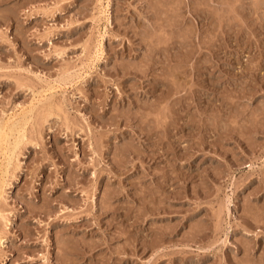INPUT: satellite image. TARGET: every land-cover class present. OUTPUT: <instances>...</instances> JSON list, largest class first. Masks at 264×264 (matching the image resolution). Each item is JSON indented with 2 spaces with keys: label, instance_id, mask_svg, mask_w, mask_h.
I'll return each mask as SVG.
<instances>
[{
  "label": "rangeland",
  "instance_id": "1",
  "mask_svg": "<svg viewBox=\"0 0 264 264\" xmlns=\"http://www.w3.org/2000/svg\"><path fill=\"white\" fill-rule=\"evenodd\" d=\"M32 104L0 264H264V0H0V121Z\"/></svg>",
  "mask_w": 264,
  "mask_h": 264
},
{
  "label": "bare ground",
  "instance_id": "2",
  "mask_svg": "<svg viewBox=\"0 0 264 264\" xmlns=\"http://www.w3.org/2000/svg\"><path fill=\"white\" fill-rule=\"evenodd\" d=\"M106 8V7H105ZM102 12V11H101ZM104 13V10H103V12H102V14ZM105 13H106V11H105ZM108 19V18H107ZM99 53V52H98ZM47 82H48V80H46ZM47 82L46 83H44V84H47ZM49 83V82H48ZM51 85V84H50ZM48 87H50L49 85H47ZM52 86V85H51ZM46 89H47V87H45ZM54 88V87H53ZM50 89H51V87H50ZM49 89V90H50ZM43 90H45V89H43ZM51 90H53V89H51ZM44 92V91H43ZM51 93H52V91H51ZM54 93L55 92H53V95H54ZM50 94V93H49ZM46 95V94H45ZM47 96H51V94L50 95H47ZM47 96H45V98L47 97ZM48 98V97H47ZM52 98H53V96H52ZM51 98V99H52ZM50 99V100H51ZM35 100V99H34ZM53 100V99H52ZM39 101L37 100V103H38ZM46 101H44V103H45ZM40 103V102H39ZM38 103V104H39ZM55 103V102H54ZM30 104V103H29ZM40 104H42V103H40ZM52 104V103H51ZM46 105H47V103H46ZM36 106H37V104H36ZM35 106V104H32L28 109H24L25 111L23 112H21V111H19V113L21 112L22 114H16V113H18V112H15V114H13V115H11V116H9L7 119H6V117L4 118L5 120H3V121H0V147H1V144L3 143V142H6L7 140H6V138L11 134V133H13V132H15L17 135H19V133L23 130V129H25V128H23V126H25L24 124L25 123H27L26 121H28L29 119V114L31 115V114H33V113H35L34 111L36 110V107ZM38 107H40V106H38ZM43 107V106H42ZM50 107V106H49ZM52 107V106H51ZM41 108V107H40ZM46 108L47 107H45V110H46ZM38 109L39 108H37V111H38ZM57 109H59V108H57ZM42 110H44V109H41V111L40 112H42ZM37 114V113H36ZM39 114V113H38ZM41 114V113H40ZM45 116H46V114H45ZM31 117H32V115H31ZM33 117H35V115L33 116ZM32 119V118H31ZM45 119V118H44ZM65 119H67V118H65ZM43 120V119H42ZM30 126V125H29ZM36 127H37V125H36ZM39 128V127H38ZM14 134V133H13ZM12 135V134H11ZM10 135V136H11ZM21 135H24V133H21ZM21 135H19V138L21 137H25V135H26V133H25V135L24 136H21ZM32 135V134H31ZM16 136V135H15ZM12 138H15L14 137V135L12 136ZM10 139V138H9ZM11 140V139H10ZM18 140H21V141H23L22 139H18ZM30 140V139H29ZM33 140V139H32ZM20 141V142H21ZM9 143V142H8ZM13 143V142H12ZM14 143H16V142H14ZM14 143H13V145H14ZM5 144V143H4ZM17 145H18V143H16ZM15 144V146L17 147V145ZM12 144H10V148H11V146H13ZM15 146H14V148H15ZM19 146V145H18ZM6 147H8V145H6ZM1 148H3V147H1ZM1 148H0V150H1ZM14 148H13V151H15L14 150ZM7 149H9V148H7ZM3 150H5L6 151V149L5 148H3ZM11 151H12V149H11ZM11 151H9V153L11 152ZM1 153H2V151H0ZM7 152V151H6ZM5 152V153H6ZM4 153V152H3ZM2 153V154H3ZM4 153V154H5ZM1 154V155H2ZM11 154V153H10ZM9 154V155H10ZM13 154H14V156H15V154H16V152L14 153L13 152ZM13 154H11V155H13ZM9 155L7 154V155H5V156H8L9 157ZM4 156V155H3ZM2 157V156H1ZM0 157V158H1ZM13 157V156H12ZM5 158V157H4ZM14 158V157H13ZM2 159V158H1ZM0 159V160H1ZM4 160V159H3ZM8 160H9V162H11L10 160H11V157H9L8 158ZM8 160H6L5 159V161H8ZM13 160V159H12ZM4 161V162H5ZM2 162V161H1ZM14 163H15V161H13ZM12 162V163H13ZM17 162V161H16ZM18 163V162H17ZM1 164V163H0ZM5 164H7V163H5ZM9 164V163H8ZM12 165V164H11ZM14 165V167H15V164H13ZM1 166H3V165H1ZM7 166H9V165H7ZM5 167V168H8V167ZM14 167L12 166V168L14 169ZM12 168H10V169H12ZM1 169V168H0ZM6 171V170H5ZM8 171V170H7ZM10 171V170H9ZM9 171H8V173H9ZM0 172H1V170H0ZM6 174V173H5ZM3 175V174H2ZM2 175H0V177H2ZM5 178V177H4ZM3 178V179H4ZM1 179V178H0ZM3 179H1V181H3ZM1 188H2V186H1V184H0V197H1V193H2V190H1ZM3 189V188H2ZM1 212V211H0ZM4 215V214H3ZM2 217V216H1ZM3 219V218H2ZM7 220V219H6ZM1 240V239H0Z\"/></svg>",
  "mask_w": 264,
  "mask_h": 264
}]
</instances>
